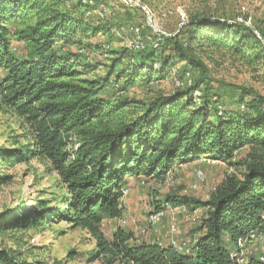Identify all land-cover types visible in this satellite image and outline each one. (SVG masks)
<instances>
[{"label": "trees", "instance_id": "trees-1", "mask_svg": "<svg viewBox=\"0 0 264 264\" xmlns=\"http://www.w3.org/2000/svg\"><path fill=\"white\" fill-rule=\"evenodd\" d=\"M98 4L0 0V115L13 118L19 132L0 145V188L9 185V170L36 161L56 175L65 192L59 209H51L53 200L37 199L33 209L19 203L0 211V264H62L45 257V247L21 248L14 237L59 222L95 241L89 263L239 264L238 243L264 234V96L242 87L211 91L209 70L192 52L206 44L212 56L264 67V31L197 14L156 49L148 43L131 52L122 45L113 55L108 45L90 41L112 32L102 26L106 20L87 22L86 12ZM91 55H105L106 62ZM177 63L183 64L182 77L174 73L179 79L199 69L203 81L193 79L191 87L143 103L129 99L135 84L164 80ZM98 68L103 76H92ZM194 90L201 94L198 101ZM244 149L245 159L232 163ZM200 159L228 163L237 176L226 178L206 202L168 197L171 207L205 210L188 255L169 244L137 241L120 229L104 238L100 224L120 217L127 178L162 181L174 167ZM7 235L11 247L2 242ZM227 244L234 250L227 251ZM243 264L264 262L249 255Z\"/></svg>", "mask_w": 264, "mask_h": 264}, {"label": "rangeland", "instance_id": "rangeland-1", "mask_svg": "<svg viewBox=\"0 0 264 264\" xmlns=\"http://www.w3.org/2000/svg\"><path fill=\"white\" fill-rule=\"evenodd\" d=\"M93 1L106 5L110 9L111 14L102 26L105 25L112 32L106 33V36L97 35L90 39L91 43L108 45L109 50H112L114 55L115 52L113 51L123 50V44L116 39L118 38L116 33L121 32L120 30L127 31L128 27L137 26L143 31L144 36L147 35L146 19L144 13H141L142 11L138 13L132 10V7L122 0ZM135 1L141 5L139 0ZM146 1L148 5L142 4V6L152 14L163 31L169 35L176 32L181 24H185L189 16L197 14H214L224 17V19L235 20L237 23H244L246 26H256L264 31V0ZM85 18L88 20L87 22L96 21L93 16ZM143 42H145L144 37ZM211 53H213L212 50L207 48L206 44H203L201 51L192 52L193 56L201 60L209 70V81L207 83L210 84L211 91L230 92L235 88L242 87L253 89L264 96V67L262 64L254 63L252 67H248L241 65L236 60L229 59L226 55L225 57L221 54L212 56ZM209 56L211 57L210 62ZM90 58L97 63L106 62L105 55H91ZM182 67L183 64L177 63L170 75L157 83L149 85L135 84L128 91L127 96L136 103H143L147 99L172 93L177 89L173 82V76H176L174 73L176 72L178 73L177 76L182 77ZM190 71L192 81L193 79L203 81L204 73L201 70L192 69ZM92 76L102 77L103 70L101 68L96 69ZM204 84L207 85L206 82ZM138 107L139 105H137ZM18 134L15 120L9 116L0 115V145L5 143L9 137ZM246 155L247 149L241 150L235 154V160L232 163L245 159ZM196 171L203 173L204 181L202 183L196 180ZM6 175L11 177V181L8 186L0 188V211L19 203L25 204L27 209H33L35 207L34 202L37 199L53 200L54 204L51 209L55 208V204H57L55 205L57 209L63 207L61 202L65 192L56 184V175L44 165L32 161L9 170ZM233 175L237 176L236 169L228 163L199 160L174 167L162 181L127 178L125 186L122 188L127 192L118 201V209L121 212L120 217L115 219L105 217L100 224V231L106 240H110L115 231L120 229L132 233L137 241L168 245L170 240L176 239L187 242V245L190 241L189 246L194 245L199 237L195 230L205 214V210L198 209L199 221L196 225L189 224L188 213L190 210L166 205L168 197L206 202L217 187L226 178ZM157 205L163 211L160 223L153 228L148 227L145 220L149 213L156 210ZM14 237L19 239L21 248L28 246L45 247L47 252L44 256H48L50 260L59 261L62 264H106L102 261L88 262L86 257L95 250V241L87 232L78 228H71L65 222H59L44 230L15 234ZM1 239L7 247L13 245L10 242V235ZM257 244V247H248L243 251V255L251 254L255 258H258L260 254L263 255V251H260L259 248L261 245L264 248V241L263 243L259 241ZM225 249L232 251L234 247L227 244Z\"/></svg>", "mask_w": 264, "mask_h": 264}, {"label": "built area", "instance_id": "built-area-1", "mask_svg": "<svg viewBox=\"0 0 264 264\" xmlns=\"http://www.w3.org/2000/svg\"><path fill=\"white\" fill-rule=\"evenodd\" d=\"M76 1L77 0H68V2L70 3H75ZM122 1L132 8H137L136 5L140 6V8L138 9L144 13L145 19H146V26L150 30L149 35L143 36L141 29L139 27L130 26L127 28V31L120 30L121 32L116 33V36L122 40V43L125 49L131 52H137L139 50H142L145 47V42L147 44L151 43L153 45V48L156 49L159 46V43H161L163 39L171 38L174 36V34L169 35L165 33L161 25L153 18L152 14L145 7L139 5L137 1L135 0H122ZM110 14H111L110 9L106 5L99 3L93 11L86 12L85 17L93 16L97 20L104 21L110 16ZM125 34H127L129 38L127 35L125 36ZM143 37H144L145 42H143ZM183 45L186 46V43H184ZM81 52L82 51L79 50V53ZM173 82L176 88H183V87L188 88L192 86V79L189 74H185L182 78V81L177 76H173ZM200 96L201 94L198 90L193 91L192 98L194 101H198ZM200 160L209 161L207 159H200ZM195 176H196V180L199 183H202L204 181V175L201 171H196ZM126 192L127 190L122 189L123 195ZM162 212L163 211L161 210L159 211L155 210L149 213L145 220L147 226L153 228L154 226L158 225L160 223V220L163 214ZM188 215H189L188 223L192 225H196L197 221H199L198 209L190 210ZM181 241L182 240L178 241L176 239H172L170 240L169 246L174 248L181 255H188L190 247H191L189 246L190 241H188L189 242L188 245H187V242L185 243L184 241L182 242ZM259 241L263 243L264 234H261L258 236H251L250 240L246 243L244 242L238 243V248L241 251L240 255L242 256V258H236L239 264H243L246 257L249 256L246 254L244 256L243 251H245L248 247H255V246L257 247L258 245L257 243ZM259 250L263 251V255L260 254V256H258L257 259L260 262H264V248H262V245L260 246ZM232 257L235 258V256H232Z\"/></svg>", "mask_w": 264, "mask_h": 264}, {"label": "water", "instance_id": "water-1", "mask_svg": "<svg viewBox=\"0 0 264 264\" xmlns=\"http://www.w3.org/2000/svg\"><path fill=\"white\" fill-rule=\"evenodd\" d=\"M136 7H137V8H140V6H138V5H136ZM183 25H184V24H181V25H180V28H181ZM247 26L251 28L250 25H247ZM180 28H179V29H180ZM255 34H256V33H255ZM256 35H257V34H256ZM257 37H258V39H261L258 35H257ZM262 43H263V45H264V42H262Z\"/></svg>", "mask_w": 264, "mask_h": 264}, {"label": "crops", "instance_id": "crops-1", "mask_svg": "<svg viewBox=\"0 0 264 264\" xmlns=\"http://www.w3.org/2000/svg\"><path fill=\"white\" fill-rule=\"evenodd\" d=\"M194 241V240H193Z\"/></svg>", "mask_w": 264, "mask_h": 264}]
</instances>
